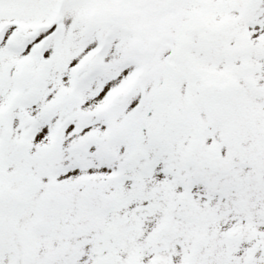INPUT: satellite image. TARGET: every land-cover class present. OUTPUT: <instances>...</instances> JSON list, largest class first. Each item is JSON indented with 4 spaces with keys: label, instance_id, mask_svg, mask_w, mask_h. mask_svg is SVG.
Returning <instances> with one entry per match:
<instances>
[{
    "label": "snow or ice",
    "instance_id": "obj_1",
    "mask_svg": "<svg viewBox=\"0 0 264 264\" xmlns=\"http://www.w3.org/2000/svg\"><path fill=\"white\" fill-rule=\"evenodd\" d=\"M0 264H264V0H0Z\"/></svg>",
    "mask_w": 264,
    "mask_h": 264
}]
</instances>
